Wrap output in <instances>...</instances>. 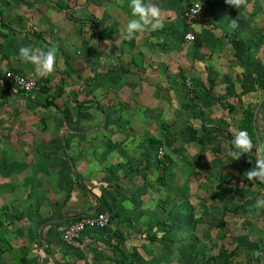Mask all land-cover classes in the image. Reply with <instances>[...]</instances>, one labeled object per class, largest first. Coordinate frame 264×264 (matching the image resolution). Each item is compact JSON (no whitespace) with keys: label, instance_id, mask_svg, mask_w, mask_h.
Listing matches in <instances>:
<instances>
[{"label":"rangeland","instance_id":"rangeland-1","mask_svg":"<svg viewBox=\"0 0 264 264\" xmlns=\"http://www.w3.org/2000/svg\"><path fill=\"white\" fill-rule=\"evenodd\" d=\"M119 1L127 28L130 0ZM198 1L164 0L168 16L158 31L168 37L161 40L113 38L102 18L97 51L104 65L83 78L72 67L68 39L26 41L3 15L2 60L16 58L10 55L23 45L47 50L54 44L58 52L56 71L35 76L42 85L38 93L25 95L0 76V264L15 256L23 264L29 257L42 258L40 264H264V219L246 213L264 216V208L253 207L264 183L244 176L259 154L254 147L238 160L229 155L234 133L251 121L258 129L254 144L264 143V56L250 54L240 62L226 41L225 30L233 20L240 25L245 7L206 0L198 14L186 16ZM247 6L253 16L255 9ZM76 27L83 31V25ZM260 27L253 39L261 42ZM186 32L195 35L192 43L184 40ZM82 43L75 45L78 58ZM7 70V63L0 67ZM84 137L82 149L71 142ZM73 146L77 154L69 151ZM58 161L64 164L49 168ZM77 179L92 187L105 182L111 197L32 199L33 184L43 190L51 181ZM20 193L25 199L19 200ZM102 205L111 214L106 229L72 244L58 237L54 251L45 246L47 234L37 237L30 218L41 208L51 214L59 208L66 221ZM241 224L260 230L254 246L238 243L234 231ZM15 239L22 240L20 249L11 244Z\"/></svg>","mask_w":264,"mask_h":264},{"label":"crops","instance_id":"crops-1","mask_svg":"<svg viewBox=\"0 0 264 264\" xmlns=\"http://www.w3.org/2000/svg\"><path fill=\"white\" fill-rule=\"evenodd\" d=\"M60 1L61 4L63 5L60 4ZM60 1L13 0V2L15 3L14 4L9 0H0V19L3 17V15L12 18L6 20L7 21L6 23L10 26L14 25L15 33L19 32L21 36L25 37L26 41L27 40L35 41L36 39H39L45 42H50L52 40L60 41L62 39H68L71 42L70 44L71 46L69 45V47H74L73 48L74 50L70 48L68 51V53L72 55L74 59V61L70 60L72 62V67L80 68L82 78H83L82 75L83 73H85V75H88L93 73L94 70L95 72H99L104 65L100 58L101 52L99 53L97 51L98 48H100L98 40L99 37L101 36V34H98L97 25L103 21L102 18H104V21H107V23L110 26H112L111 27L112 29L110 31L113 38H120L121 40H133V41L146 40L148 42V40L150 39L161 40L168 37L165 34H162V32L159 33V31L156 30V31H147L142 34H137L135 39H128L126 35V29H127L125 26L126 24L122 22L123 25H121V16H120L121 3L119 0H60ZM252 1L255 3H252ZM150 2L159 6V8L161 9V16L164 22V19L168 16L167 7L165 4L166 2H164V0H150ZM248 2H250V8L255 9L253 10L255 14L252 16L253 12L249 11L245 7V13L240 14V18H239L240 25H236L238 29H236L235 27L231 28L230 26L227 27V30H225L226 32L230 30L235 31L236 34L245 42V44L249 46V50H247L244 53V60H246L247 58L246 56L250 54L254 55L255 58L264 56V41L260 42L253 39L254 33L259 31L260 28H262L260 26L264 27V0H247V4ZM255 4H257L258 6H255ZM63 7H67L69 12L64 13ZM13 9L15 10V12H13ZM8 10H11L12 12ZM127 18L129 21L132 18L131 14H129ZM78 24L83 25V31H77L76 26ZM119 25H121L123 29H119ZM198 30H199V24L197 22L195 23V25H193L192 31L196 33V31ZM6 32L9 33L8 31ZM34 32L39 33V38L35 36ZM19 33L17 34L19 35ZM0 34H2L1 30H0ZM79 41L80 42L85 41V44L82 43V45H80L79 55L81 56L78 58L75 55L76 54L75 52L77 50L75 45ZM181 45L183 46V44ZM229 47L234 54V49L232 48V46L229 45ZM172 53L173 55L175 54L174 55L175 57L179 54L175 50L172 51ZM6 56L7 54L4 56L0 55L1 66H4L7 63V65H10L12 67V70H16L21 74L32 75L34 77L40 76L33 64L24 62L19 58L18 50H16L14 54L10 55V57L13 58L16 57V58L14 59L10 58L9 60H2L1 57H6ZM97 57L98 60L93 61V58H97ZM72 70L75 71L76 69L74 68ZM3 72L4 71H0V76L4 79ZM85 138L86 137H84V139H79L77 142L71 140V142L77 143L80 149H82L81 148L82 145L84 144L85 146V142H86ZM77 149H78L77 147L73 146V148H69V151L77 154ZM81 158L86 160L87 163L88 160L86 155H83ZM76 159H78V157ZM80 161L81 159H79L77 163H79ZM55 163L57 164L53 165V163H51L52 165H50L49 168L54 169L55 166L64 164L62 161H58ZM81 183L83 184V186L81 185ZM94 185L95 186L93 187L89 186L87 182H84L81 179H77L75 181H71L68 183H62L61 185L59 184V182L54 183L53 181H51L47 183L45 187H43V190H40L42 184H40V186L33 184V188H32L33 194H31V196L32 199L34 200L43 199L44 201H53L64 198L70 201H75V200L79 201L78 199L85 198L87 202L93 201L92 196L94 198H97L98 195L101 194H104L106 196L105 197L106 199L111 197L112 194L111 190H109L108 187L107 188L105 187V182L103 181L97 182ZM86 188L90 189V192L87 191ZM112 192L117 194L118 189ZM21 193L19 196L21 199L19 200L25 199V197L23 198ZM234 201H236V199ZM23 205L24 204L21 201L22 208ZM100 207L106 208L104 205L99 206V208ZM56 209L57 210L55 214H51L47 212V210L42 208L38 214H33L31 216L27 214V216H30L31 220L33 221L32 225L36 228L35 232L37 233V237L39 239L45 237L42 235L43 232L45 235L46 234L48 235L50 242L45 246L50 251L51 250L54 251V248L57 246L56 239L58 237L59 238L61 237L62 229L69 221V220L65 221L64 215L59 208ZM241 210L237 213V217L239 221H240V216L244 215L245 212V210L242 211ZM246 213L248 214L247 217L249 218L258 219L259 217H261L262 220L264 219L263 214H259V216H257L254 210L252 211L247 210ZM14 214L15 213L11 214V216H14ZM74 217L75 216H72L70 219H74ZM60 227L62 228L60 229ZM254 228H248L247 225L242 226L241 224L238 228V233L234 231L236 237L239 239V241L237 240L238 243H242L246 245L250 244L251 246H254L255 240H258L259 239L258 237L261 235L260 230L259 229L254 230ZM59 231H60V236H59ZM88 233L89 232H87L84 235H87ZM35 240L37 242V239ZM21 241L22 240L18 242L15 239L11 241V244L12 242H14V244H12L13 247L15 249H20L22 247L21 245H23ZM37 250H39V247ZM41 261L42 258L40 257H29L28 262H26V264H40ZM8 264H23L22 258L18 256H15L14 258L12 257L11 260L8 262Z\"/></svg>","mask_w":264,"mask_h":264},{"label":"clouds","instance_id":"clouds-1","mask_svg":"<svg viewBox=\"0 0 264 264\" xmlns=\"http://www.w3.org/2000/svg\"><path fill=\"white\" fill-rule=\"evenodd\" d=\"M225 2L235 8L247 7V0H225ZM131 19L128 21L126 35L128 39H135L137 34L147 31H156L163 27L161 9L150 0H130ZM200 10V9H199ZM235 27V21L232 22ZM19 58L35 66L36 71L41 77H47L56 71L58 47L51 45L44 48H34L32 46L19 47ZM233 150L229 155L233 160H238L242 154H247L255 147L258 155L255 167L244 173L248 181H258L264 183V143L258 146L254 144L252 136L247 130H238L234 133L232 140ZM126 208H131V202L126 201ZM254 208H264V194L255 199Z\"/></svg>","mask_w":264,"mask_h":264},{"label":"built area","instance_id":"built-area-1","mask_svg":"<svg viewBox=\"0 0 264 264\" xmlns=\"http://www.w3.org/2000/svg\"><path fill=\"white\" fill-rule=\"evenodd\" d=\"M206 0L192 3L185 11L186 16H194L203 8ZM200 9V10H199ZM186 42H193L195 35L191 32L184 34ZM3 77L7 83L17 87L25 95H32L41 91V82L32 75H24L14 70L3 72ZM187 86H191L192 81L187 78ZM160 153L162 150L160 149ZM111 214L106 208L98 207L90 212L81 214L79 218L69 220L61 232V241L65 244H72L82 235L91 231H101L108 227L111 221Z\"/></svg>","mask_w":264,"mask_h":264},{"label":"trees","instance_id":"trees-1","mask_svg":"<svg viewBox=\"0 0 264 264\" xmlns=\"http://www.w3.org/2000/svg\"><path fill=\"white\" fill-rule=\"evenodd\" d=\"M34 33H35V36H37L39 38V33H37V32H34ZM225 38H226L227 43L229 45H231L232 48L234 49L235 58H237L240 62H243L244 61V53L247 50H249V46L247 44H245V42L233 30L226 32ZM263 82H264V78H263ZM41 89H42V85H41ZM46 104L47 105H54L53 102H47ZM246 130L249 132V134L254 139L255 135L257 134L256 122L253 123L251 121V124H249V127H247ZM201 140H203V139H197L198 142ZM81 185L83 186L82 183H81ZM86 189H87V191L90 192V189H88V188H86ZM80 216H81V214H78L77 216L74 217V219L79 218ZM55 262L57 263L58 261H55ZM59 264H61V263H59Z\"/></svg>","mask_w":264,"mask_h":264}]
</instances>
